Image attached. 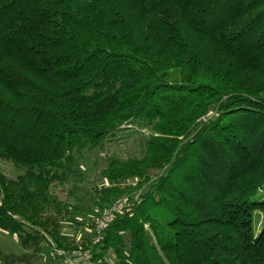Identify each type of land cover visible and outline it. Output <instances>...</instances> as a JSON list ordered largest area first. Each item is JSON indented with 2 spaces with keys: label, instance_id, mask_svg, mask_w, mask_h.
Returning a JSON list of instances; mask_svg holds the SVG:
<instances>
[{
  "label": "trees",
  "instance_id": "16d2710c",
  "mask_svg": "<svg viewBox=\"0 0 264 264\" xmlns=\"http://www.w3.org/2000/svg\"><path fill=\"white\" fill-rule=\"evenodd\" d=\"M129 125L148 130L143 154L104 159V184L72 204L86 152ZM0 158L22 170H0V229L23 246L0 264L51 247L95 264H264V0H0Z\"/></svg>",
  "mask_w": 264,
  "mask_h": 264
},
{
  "label": "rangeland",
  "instance_id": "374dc122",
  "mask_svg": "<svg viewBox=\"0 0 264 264\" xmlns=\"http://www.w3.org/2000/svg\"><path fill=\"white\" fill-rule=\"evenodd\" d=\"M129 128H125L118 134V138L109 141L103 148L86 152L82 165L85 171L84 180L74 185V181L69 183L68 190H71V194L68 195V199L72 204H77L80 200L82 205H85L88 201L89 189L94 185H103L104 182L100 180V170L105 166L104 159L117 156V157H129V156H141L144 152V140L143 137L148 133L147 129L139 128L137 126L129 125ZM0 170L3 171L9 177H16L22 172L17 166L10 161L0 158ZM136 180H133V183ZM145 188V185L142 189ZM139 193H136L138 195ZM65 195V194H63ZM65 197V196H64ZM85 219L90 220L91 216L83 215ZM264 217L262 215L256 222V227L260 228ZM64 231L71 236L80 235L84 231V226H77L76 224H64ZM20 253L23 251V246L18 241L17 237L7 231L0 229V251ZM53 252L58 251L51 247L49 249ZM55 255V254H54ZM53 255V256H54ZM44 260V259H43ZM59 262V258L52 261H42L40 264H56Z\"/></svg>",
  "mask_w": 264,
  "mask_h": 264
},
{
  "label": "built area",
  "instance_id": "2783aa9c",
  "mask_svg": "<svg viewBox=\"0 0 264 264\" xmlns=\"http://www.w3.org/2000/svg\"><path fill=\"white\" fill-rule=\"evenodd\" d=\"M129 202L127 197H122L114 201L107 209H105L97 219L95 226V240L101 239L106 227L115 219L117 214L128 210ZM59 262L56 264H95L92 251L88 248H77L70 251L58 250Z\"/></svg>",
  "mask_w": 264,
  "mask_h": 264
},
{
  "label": "crops",
  "instance_id": "0c3cea01",
  "mask_svg": "<svg viewBox=\"0 0 264 264\" xmlns=\"http://www.w3.org/2000/svg\"><path fill=\"white\" fill-rule=\"evenodd\" d=\"M52 252H50V255L48 256V258H47V260H49V261H52V260H56L57 258H56V256L54 255V253L53 254H51ZM54 255V256H53Z\"/></svg>",
  "mask_w": 264,
  "mask_h": 264
}]
</instances>
